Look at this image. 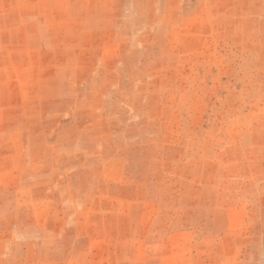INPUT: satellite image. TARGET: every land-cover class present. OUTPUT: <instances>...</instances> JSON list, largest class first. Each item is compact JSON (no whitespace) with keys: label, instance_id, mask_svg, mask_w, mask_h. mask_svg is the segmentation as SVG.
<instances>
[{"label":"rangeland","instance_id":"1","mask_svg":"<svg viewBox=\"0 0 264 264\" xmlns=\"http://www.w3.org/2000/svg\"><path fill=\"white\" fill-rule=\"evenodd\" d=\"M0 264H264V0H0Z\"/></svg>","mask_w":264,"mask_h":264}]
</instances>
